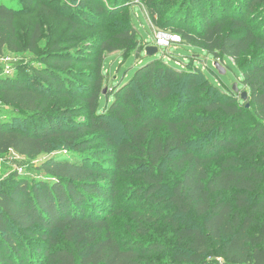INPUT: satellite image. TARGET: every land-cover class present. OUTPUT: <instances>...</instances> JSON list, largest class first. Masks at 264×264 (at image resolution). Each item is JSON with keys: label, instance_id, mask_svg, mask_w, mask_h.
Wrapping results in <instances>:
<instances>
[{"label": "trees", "instance_id": "obj_1", "mask_svg": "<svg viewBox=\"0 0 264 264\" xmlns=\"http://www.w3.org/2000/svg\"><path fill=\"white\" fill-rule=\"evenodd\" d=\"M191 1L193 11L175 32L219 62L223 75L234 74L237 91L214 66L207 69L218 83L200 67L191 72L170 63L173 56L166 63L147 54L149 47H133L139 31L132 13L129 31L98 46L107 53L133 47L132 58L140 60L129 76V66L117 65L120 77L109 81L110 73L101 70L105 58L97 55L96 65L76 80L68 67L74 52L56 45L42 67H31L30 84L19 74L0 77V101L9 108V117H0V155L40 157L33 172L16 169L0 177V264H264V0ZM13 2L0 0V56L21 48L14 20L22 7ZM94 2L79 0L82 20L110 16L123 0ZM44 3L41 9L52 13ZM143 3L151 22L164 27L159 1ZM40 37L35 25L28 48ZM179 80H189L186 98L210 90L222 97L195 105L211 117L156 121L143 113L138 94L162 102ZM69 97L78 104L55 108V99ZM125 118L126 135L117 138L109 121ZM183 122L188 127L181 130ZM152 124L165 125L166 137L151 135ZM97 142L104 143L103 155L89 148ZM132 167L140 183L130 199L141 204L129 219L142 236L148 235L143 220L154 228L163 224L170 235L165 242L145 241L132 230L118 235L113 226L122 209L116 179ZM164 167L178 174L173 187L163 183Z\"/></svg>", "mask_w": 264, "mask_h": 264}, {"label": "rangeland", "instance_id": "obj_2", "mask_svg": "<svg viewBox=\"0 0 264 264\" xmlns=\"http://www.w3.org/2000/svg\"><path fill=\"white\" fill-rule=\"evenodd\" d=\"M14 1L15 2L12 3L14 7H22V12L17 14L14 20L16 35L21 48L17 52L3 50L0 56V77L19 74L23 77L24 81L30 84L31 82H29V80L32 81L31 67H42V65H44V58L51 55L55 51L53 47L58 45L62 50L74 52L72 54L75 56L76 61L68 67L75 70V74L72 75H74L76 80L80 79V75L83 71L91 69L96 65V56L100 55L101 58H105L101 69L103 71L102 73L109 72L108 80L114 82L115 79L117 80L120 77V72L114 74L117 65H119L120 70H124L128 66L130 67L125 71L127 76L132 73L135 62L139 61L140 58L135 61V58H132L133 54L131 49H133L135 45H138L142 51L144 48L155 47L158 52L155 50L151 54L155 55L156 53V58L162 59L166 63H169L171 61L170 56H173L176 60L170 63H173V65L181 69H188L191 72H195L197 67H200L211 76L213 81H215L209 69H207V67H213V63L215 62L213 58L204 51L186 45L181 39L175 43H170V41H168V37L172 33L178 35L174 27H176V25H185L187 13L193 11L192 5L194 4H192L191 0H155L159 1L160 7L163 10L162 19H166L164 20V27L162 28L157 27L151 22L143 0H123L121 8L112 15H107L97 20L95 16L91 14V18H89L88 22L81 18L84 11L80 8L79 0H42V2H45L44 4L47 9L52 13H47L44 8L43 10L41 9L42 2ZM97 3H99V0H96L94 5H97ZM174 11H176L174 14L175 16L167 18V16ZM129 13H132L131 22L139 31V33L133 34L132 43H134V46L128 47L127 51L115 50L112 53H107L102 50L98 52L100 43L107 41L111 42L118 33L125 30L129 31L131 28L128 18ZM35 25H39L41 37L36 48L31 50L27 45ZM188 25L190 26V24ZM178 60L183 64L178 62ZM191 76L192 75L189 77ZM221 76L228 84L232 82V86L235 84L234 80H236V78L234 74L229 72L227 76ZM188 82L189 80H179V82L171 84L172 89L170 96L162 100V102H157L149 98L142 101L144 97L138 94L137 101L140 106H144L143 113L150 119L156 121L158 119L166 121L170 117H174L175 119H180L181 117L195 118L200 121L202 117H205V119L209 116L211 117L212 114L208 113L203 107H195V105L200 104L202 101H209L213 97L221 100L222 97L219 95L215 96L214 91L210 90V92L205 93L207 95L203 96V98L199 96L200 94H195L186 98L183 90ZM215 82L218 83V81ZM197 83L205 89V85H203L200 80L197 81ZM53 103L56 109H62L64 107H74L78 104V100L70 97L62 99L57 98ZM8 111V106L0 101V117H9ZM128 121V118L121 121L114 119L109 121L110 127L114 130L117 138H123L126 135V130L129 125ZM187 127V124L183 122L180 129L184 130L187 129ZM241 129L240 127L236 132L239 133ZM150 132L151 135L157 136V138L160 137L161 139L168 134L165 125L156 127V124H152ZM239 137L240 139H245L247 136L242 134L239 135ZM102 147H104V143L97 142L89 148L98 150L101 153ZM99 155L103 154L101 153ZM39 159V156L33 158L22 157L13 151L1 154L0 177L16 169L22 173H31L33 172L32 165L37 163ZM132 169H135V171H132L127 176H118L116 179L118 191L117 203L122 209L113 217V226L121 231L118 235L125 234L126 231L132 230L133 235L137 232L138 236L143 240L156 239L165 242L169 240L170 235L163 224L154 228L143 220L148 229V235L142 236L141 232L135 229V221L129 219L130 212L133 210L134 205L141 204L139 198L130 199L132 188L137 183H140V177L137 175V167H132ZM163 174V183L166 186L173 187L178 179V174L167 167H164ZM163 211L170 214L172 210L165 208ZM140 213L141 211L137 212V214ZM142 213L144 214V211ZM184 220V223L189 222L192 220V217L184 218ZM126 223H128V228L125 227ZM141 229L143 230L145 228L143 227Z\"/></svg>", "mask_w": 264, "mask_h": 264}, {"label": "water", "instance_id": "obj_3", "mask_svg": "<svg viewBox=\"0 0 264 264\" xmlns=\"http://www.w3.org/2000/svg\"><path fill=\"white\" fill-rule=\"evenodd\" d=\"M156 50L155 47H149L147 49V54H151L153 53L154 51ZM213 66L215 67V69L218 71L219 74L223 75L225 73V69L224 67L219 63V62H214L213 63ZM233 89L235 91H237V87H236V84L233 85ZM241 97L242 99H245L246 98V92H242L241 93Z\"/></svg>", "mask_w": 264, "mask_h": 264}, {"label": "built area", "instance_id": "obj_4", "mask_svg": "<svg viewBox=\"0 0 264 264\" xmlns=\"http://www.w3.org/2000/svg\"><path fill=\"white\" fill-rule=\"evenodd\" d=\"M180 40V36L175 34V33H172L171 35H169L168 37V41H170V43H175V42H178ZM167 41V42H168ZM161 42V41H159Z\"/></svg>", "mask_w": 264, "mask_h": 264}]
</instances>
